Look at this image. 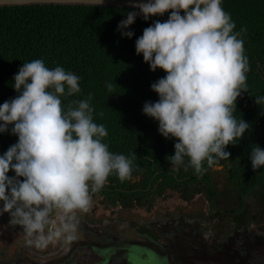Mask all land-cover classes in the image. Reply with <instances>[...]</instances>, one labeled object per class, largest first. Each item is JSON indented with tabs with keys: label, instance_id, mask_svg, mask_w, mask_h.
I'll list each match as a JSON object with an SVG mask.
<instances>
[{
	"label": "clouds",
	"instance_id": "9594fccd",
	"mask_svg": "<svg viewBox=\"0 0 264 264\" xmlns=\"http://www.w3.org/2000/svg\"><path fill=\"white\" fill-rule=\"evenodd\" d=\"M133 8L138 11H129L117 26L122 37L134 35L128 29L138 15L147 21L169 13L135 41L150 70L166 73L151 84L158 101L145 102L142 111L158 121L161 135L176 138L175 153L167 157L176 170L190 166L203 174L205 161L229 158L226 147L250 128L234 115L247 88L244 42L222 0H141ZM13 80L19 94L0 104V133L11 125L18 140L0 155V215L8 213L28 244L45 249L75 239L77 212L89 210L90 192L100 190L111 174L128 178L132 160L103 142L108 132L94 122L90 94L74 101L75 107L62 106V96L81 91L75 73L34 59ZM255 103L264 104V96ZM249 158L254 170L261 168L264 148L254 145Z\"/></svg>",
	"mask_w": 264,
	"mask_h": 264
},
{
	"label": "trees",
	"instance_id": "16d2710c",
	"mask_svg": "<svg viewBox=\"0 0 264 264\" xmlns=\"http://www.w3.org/2000/svg\"><path fill=\"white\" fill-rule=\"evenodd\" d=\"M222 7L234 21V32L243 40L248 58L247 88L237 98L234 115L250 128L236 144L226 147L229 158H215L211 164L205 161L203 174L190 166L176 170L167 158L175 153L176 138L161 135L158 121L142 111L145 102L158 101L151 84L166 73L159 68L150 70L143 55H137L135 41L154 21H166L168 12L147 21L138 15L128 29L134 35L128 38L122 37L117 26L129 11H138L133 7L0 6V104L19 94L13 77L23 63L42 59L49 68L62 66L80 77L81 89L72 96H62V106L75 107L74 101L90 94L94 122L103 124L108 132L103 142L109 151L132 160L128 178L121 180L111 174L90 196L101 197L112 208L151 210L170 191L179 192L187 201L204 194L214 205L230 194L236 201L231 206L233 212H240L249 198L257 195L264 207V166L254 170L249 158L254 145L264 148V104L255 103V97L264 96V0H222ZM11 127L0 133V155L18 140ZM187 160L185 157V164ZM8 175L15 173L10 170ZM218 175L223 186L218 184ZM261 219L264 221V214H260Z\"/></svg>",
	"mask_w": 264,
	"mask_h": 264
},
{
	"label": "flooded vegetation",
	"instance_id": "af4514ba",
	"mask_svg": "<svg viewBox=\"0 0 264 264\" xmlns=\"http://www.w3.org/2000/svg\"><path fill=\"white\" fill-rule=\"evenodd\" d=\"M205 200L203 211L192 208V203L143 213L123 207L100 214L91 208L78 211L75 239L45 249L28 244L22 227L12 223L13 248L2 247L5 236L0 225V264H188L182 244L174 245L182 235L196 239L210 253L226 250L237 260L247 258L253 244L264 246V221L258 212L246 207L233 212ZM4 216L0 219L10 222Z\"/></svg>",
	"mask_w": 264,
	"mask_h": 264
},
{
	"label": "water",
	"instance_id": "95a60500",
	"mask_svg": "<svg viewBox=\"0 0 264 264\" xmlns=\"http://www.w3.org/2000/svg\"><path fill=\"white\" fill-rule=\"evenodd\" d=\"M141 0H0V6H23L31 4H84L111 7H133V4ZM146 2V0H143ZM182 244L183 254L188 255V264H264V246L253 244L250 255L237 260L226 250L208 252L207 248L196 241L182 235L175 240L174 245ZM174 245L172 248H174ZM155 252V251H154Z\"/></svg>",
	"mask_w": 264,
	"mask_h": 264
},
{
	"label": "rangeland",
	"instance_id": "374dc122",
	"mask_svg": "<svg viewBox=\"0 0 264 264\" xmlns=\"http://www.w3.org/2000/svg\"><path fill=\"white\" fill-rule=\"evenodd\" d=\"M218 184L223 186V182L221 180V175H218ZM205 195L204 194H198L196 195L191 201H187L184 200L181 196L179 192H168L167 195L165 197H160L158 199V201L156 202V204L154 205V207L149 210V211H157V210H162L166 207H169L170 209H173L174 207H178L181 205H185L186 203H192L193 206L192 208L197 209L199 211H203L207 208V202L205 200ZM219 203L222 206L225 207H231L232 205L236 204V201L233 197V195H227L226 197H223L222 199L219 200ZM263 202L261 201L260 197L257 195L252 196L251 198H249L248 203H247V207L246 210L248 212L251 211H255L258 212L259 214H264L263 213ZM202 205H205L206 208L202 207ZM2 206V205H0ZM91 209H93L94 211H97L99 214L106 212L107 210L113 209L112 207L106 206V204H104L101 201V197L95 198L93 196H91ZM116 210H121L122 207L118 206L117 208L114 207ZM189 209V208H188ZM130 210H134V211H139L141 213L146 211V208L143 207H136V208H132ZM148 210V209H147ZM207 210V209H206ZM128 212V211H126ZM5 214V218L6 219H10L9 214L7 213H3L2 216ZM260 221L263 222V220L261 219ZM0 225L3 227V234L5 236V238H3L4 240H2V247L4 246H8L10 248H13V240L12 236L14 235V233L12 232V228H11V224L9 221L4 222L3 220L0 219ZM13 233V234H12ZM7 239V240H6ZM21 243V241L19 242V244Z\"/></svg>",
	"mask_w": 264,
	"mask_h": 264
}]
</instances>
